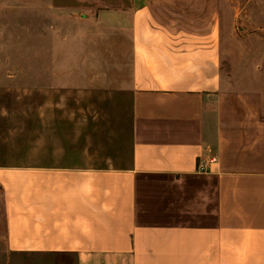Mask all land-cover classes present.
Listing matches in <instances>:
<instances>
[{"label":"crops","instance_id":"0c3cea01","mask_svg":"<svg viewBox=\"0 0 264 264\" xmlns=\"http://www.w3.org/2000/svg\"><path fill=\"white\" fill-rule=\"evenodd\" d=\"M224 3L120 0L88 18L126 48L106 73L127 75L131 161L101 167L91 145L41 140L40 159L0 166L9 252L264 264V32H236L234 18L230 38ZM79 67L74 81L96 89L97 67Z\"/></svg>","mask_w":264,"mask_h":264},{"label":"rangeland","instance_id":"374dc122","mask_svg":"<svg viewBox=\"0 0 264 264\" xmlns=\"http://www.w3.org/2000/svg\"><path fill=\"white\" fill-rule=\"evenodd\" d=\"M223 1L230 38L234 18L236 32L249 27L263 34L264 0ZM119 3L0 0V166L24 165L32 156L40 159L41 140L91 145L101 167L130 163L133 106L129 92L116 88L127 75L119 72L114 82L106 73L112 64L126 63L124 58L112 57L111 51L120 55L126 48L107 40L105 29H98L104 25L88 22L89 17H100L105 6ZM89 62L99 71L96 89L73 79V70ZM45 156H49L47 149ZM0 264L76 261L65 254L11 253L0 237Z\"/></svg>","mask_w":264,"mask_h":264}]
</instances>
